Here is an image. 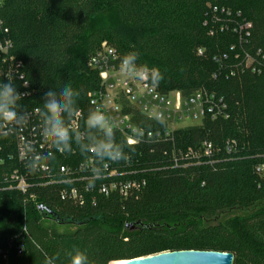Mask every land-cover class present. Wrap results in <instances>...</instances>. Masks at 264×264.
<instances>
[{"label":"trees","instance_id":"16d2710c","mask_svg":"<svg viewBox=\"0 0 264 264\" xmlns=\"http://www.w3.org/2000/svg\"><path fill=\"white\" fill-rule=\"evenodd\" d=\"M212 9L221 22L227 18L223 10L232 23L251 25L243 47L237 35L219 32L210 22ZM5 41L11 47L0 55V83L10 76L17 91L27 93L20 104L35 122L44 93L71 82L83 90V126L81 117L91 108L88 95L102 89L100 71L88 65L102 44L114 52V69L124 54L136 51L139 63L163 74L152 86L160 96L176 92L189 102L199 93L212 94L222 99L227 119L205 118L175 130L171 141L129 146L130 162L110 164L108 170L116 172L110 179L79 183L93 188L82 205L62 200L64 186L57 184L63 180L59 166L74 170L82 164L75 145L57 153L49 178L42 171L31 174L29 199L4 182L24 167L16 158L17 135L0 137L3 264H43L40 249L67 264L66 253L74 247L92 264L179 251L231 253L233 264H264V75L239 67L230 77L228 67L221 69L227 65L223 55L234 66L243 50L264 60V0H0V44ZM235 54L239 58L232 62ZM120 99L121 114L132 125L164 128ZM203 142L211 145L209 156H192ZM123 181L143 186L126 198L96 191Z\"/></svg>","mask_w":264,"mask_h":264},{"label":"clouds","instance_id":"9594fccd","mask_svg":"<svg viewBox=\"0 0 264 264\" xmlns=\"http://www.w3.org/2000/svg\"><path fill=\"white\" fill-rule=\"evenodd\" d=\"M138 61L139 54L136 51L124 54L119 63L120 74L131 81L158 86L164 79L160 70ZM82 92L81 88L68 82L58 91L49 89L44 93L42 107L35 109V113L39 117V136L48 151L38 152L31 141L25 142L23 159L29 174L49 169L56 161L57 153L70 152L73 145L78 149L82 163L92 177L102 176L112 163L130 162L131 156L125 150L129 146L123 138L117 136L122 123L118 117L109 114L101 105H96L89 108L86 117H81L84 120L83 126L74 122L81 112L79 100ZM24 95L27 93L17 91L12 77L7 76V82L0 83V137L18 135L28 128L33 113L22 108L20 101ZM142 111L162 128L166 127L167 117L163 110L145 103ZM128 128L137 140L154 136L151 130L143 126L129 125ZM40 251L44 257L43 264H57L60 259L59 254L50 256L42 249ZM66 259L67 264H92L88 255L78 247L68 251Z\"/></svg>","mask_w":264,"mask_h":264},{"label":"built area","instance_id":"2783aa9c","mask_svg":"<svg viewBox=\"0 0 264 264\" xmlns=\"http://www.w3.org/2000/svg\"><path fill=\"white\" fill-rule=\"evenodd\" d=\"M217 10L212 9V16L210 18V22L219 26V32H232L234 35L238 36V46L243 47L248 42L249 37V29L251 25L249 23H232V19H230L227 11L223 10L221 13H224L226 19H223L224 22H221L220 17L216 15ZM206 24V22H205ZM214 31L212 28L209 30V34L213 35ZM11 45L8 41H5L3 44H0V55H4L8 52ZM234 49V46L231 48ZM243 59L241 62L234 64V66L228 63V57L223 55V60L227 63L226 67L221 66V69L225 70L227 67L229 68V72L227 76H234V71L236 68L243 69H251V72H255L257 75H264V60L261 62L255 61L256 59L252 58L249 54L245 53L243 50ZM259 56V53H257ZM257 56V57H258ZM238 55L233 56L232 62H236L238 60ZM261 59H264L262 57ZM254 60V61H253ZM8 61H11L9 59ZM115 61L114 52L111 49L105 47L104 44L101 45L100 52L93 57L89 66L91 68H97L100 73L99 77L101 80V87L97 92L91 93L88 95L89 104L91 107L96 105H101L109 114L118 117L122 123L120 125L121 130L119 131L122 136H124L126 143L128 146H134L142 141L147 142H161V141H171L172 133L177 129H182L188 126L179 127L178 123H180L183 119H192L199 120V123L205 118H209L212 121L217 119H227V114L225 113V105L222 102V99H216L212 94L199 93L189 102H184L180 95L176 92L170 93L167 96H160L155 89L142 81H131L123 79L121 81V85H119L118 90L116 91L115 85L120 83L119 78V69H114L111 65ZM19 66V65H17ZM234 68V69H233ZM240 70V71H242ZM111 75H115L111 77ZM117 76V77H116ZM109 77V78H108ZM22 77L20 76L19 79ZM115 78V79H114ZM113 79V80H112ZM25 86V83H24ZM124 98L128 103H130L135 109L140 111V113L146 116L148 119H151L148 114H145L142 111L143 105L145 103H149L150 106H155L157 109L163 110L165 112V116L167 117V125L163 129L151 130L154 133L152 138H148L147 136L142 140H137L129 131L128 126L132 125L129 122L128 116H124L121 114V107L119 104L120 98ZM80 118V114L77 115V118L74 122L78 123ZM153 120V119H151ZM154 121V120H153ZM39 120L36 122L32 119L28 128H26L23 132L19 133L16 138V149L17 154L16 158L19 162L24 163V145L26 141H31L35 146L38 152H47V145L43 144L42 139L39 136ZM158 133V135H156ZM234 147L231 143H227L225 146L226 151H231ZM212 148L209 143L203 142L198 149V152H201L204 156H209ZM190 153V150H189ZM191 154H189L190 156ZM2 161H0L1 163ZM42 172L48 173V178L50 177V168L47 170H43ZM87 173L86 177H80V173ZM58 173L62 176L60 182L57 184L63 185L64 188L60 191V198L62 200H69L74 202L75 204L82 205L84 203V197L87 193L92 192V186H81L79 183L87 180L89 177L91 182H95L97 180L102 179H110L115 175V170L111 171L107 170L100 177H92L91 173L85 168L84 164H79L75 167L74 170L71 168L62 165L58 167ZM4 182L6 187L10 190H15L20 194L26 196L29 189L33 188L32 177L31 174L28 173L25 166L20 170L16 169L11 174L5 177ZM51 183H47L46 185H50ZM56 184V183H55ZM143 186V183H139L137 181H123V182H108L107 184H101L97 188V193L102 194L104 196H108L111 192H117L120 196L126 198L131 195L133 192L138 191L140 187ZM29 199H32L31 195H27ZM93 201V199H92ZM93 203V202H92ZM23 231H25L23 229ZM18 254H20L21 249H18ZM7 253L3 252L0 249V264L4 263L6 259Z\"/></svg>","mask_w":264,"mask_h":264},{"label":"water","instance_id":"95a60500","mask_svg":"<svg viewBox=\"0 0 264 264\" xmlns=\"http://www.w3.org/2000/svg\"><path fill=\"white\" fill-rule=\"evenodd\" d=\"M127 228L131 229L132 226L129 225ZM122 264H233V255L231 253L205 251L165 252L122 261Z\"/></svg>","mask_w":264,"mask_h":264},{"label":"rangeland","instance_id":"374dc122","mask_svg":"<svg viewBox=\"0 0 264 264\" xmlns=\"http://www.w3.org/2000/svg\"><path fill=\"white\" fill-rule=\"evenodd\" d=\"M114 76L115 75H111V77H114ZM118 79L120 80V83H117L115 85V87L117 88L116 91L118 90L119 85H121V81H123V79H125V78L121 74H119V78ZM198 124H199V120H192V119L189 118V119H183L180 123H178V126L179 127H183V126H195V125H198ZM196 155H197V157H200V155L202 156V153L201 152H196V153H193L192 154V156H194V157ZM120 264H122V263H120Z\"/></svg>","mask_w":264,"mask_h":264}]
</instances>
